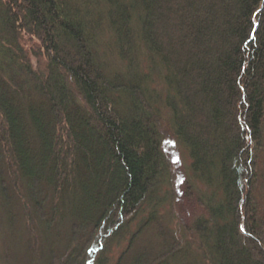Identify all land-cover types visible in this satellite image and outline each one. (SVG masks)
Returning a JSON list of instances; mask_svg holds the SVG:
<instances>
[{
  "label": "trees",
  "instance_id": "obj_1",
  "mask_svg": "<svg viewBox=\"0 0 264 264\" xmlns=\"http://www.w3.org/2000/svg\"><path fill=\"white\" fill-rule=\"evenodd\" d=\"M14 226L27 264H264V0H0Z\"/></svg>",
  "mask_w": 264,
  "mask_h": 264
},
{
  "label": "rangeland",
  "instance_id": "obj_2",
  "mask_svg": "<svg viewBox=\"0 0 264 264\" xmlns=\"http://www.w3.org/2000/svg\"><path fill=\"white\" fill-rule=\"evenodd\" d=\"M108 41L105 39V37H102V43L101 46L103 49L105 46L107 47ZM106 60L109 64V72H117L118 64L117 60L113 59V56L111 52H106ZM146 63H144V70L143 72L148 75V77L151 78V74H148L147 69H145ZM154 77V76H153ZM149 78V79H150ZM152 79V78H151ZM154 83H151V89L150 92H152L151 96L155 99L160 94L163 93V87L161 85L157 78L154 77ZM173 154L175 155V163L172 165L171 168V174L173 176V186L175 188V185L177 183L180 185L177 188L184 192L185 188V179H186V173L188 171L189 166V159L184 155V153L180 152L176 146L173 147ZM181 201H178L177 203H180ZM177 203H175L177 205ZM176 208V207H175ZM0 254H1V261L0 264H27V260L25 258L26 252L25 247L22 241V236L19 233V227L14 226L12 229L6 230L5 228H0Z\"/></svg>",
  "mask_w": 264,
  "mask_h": 264
}]
</instances>
